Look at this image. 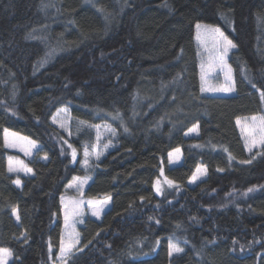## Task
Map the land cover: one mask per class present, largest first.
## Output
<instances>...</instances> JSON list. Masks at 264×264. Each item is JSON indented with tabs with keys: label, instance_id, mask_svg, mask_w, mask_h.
<instances>
[{
	"label": "trees",
	"instance_id": "16d2710c",
	"mask_svg": "<svg viewBox=\"0 0 264 264\" xmlns=\"http://www.w3.org/2000/svg\"><path fill=\"white\" fill-rule=\"evenodd\" d=\"M197 23L237 46L232 94L201 91ZM260 91L264 0H0V248L9 264H55L60 197L74 176L91 177L85 197L111 204L78 226L67 264H264V146L248 154L236 125L264 117ZM59 107L70 110V138L50 122ZM99 122L116 130V144L87 170ZM193 125L198 136L186 137ZM6 131L35 141L33 157L7 148ZM175 148L183 160L169 166ZM11 158L32 170L20 186ZM199 165L206 177L190 186ZM163 176L173 184L158 186ZM172 242L184 251L169 258Z\"/></svg>",
	"mask_w": 264,
	"mask_h": 264
},
{
	"label": "rangeland",
	"instance_id": "374dc122",
	"mask_svg": "<svg viewBox=\"0 0 264 264\" xmlns=\"http://www.w3.org/2000/svg\"><path fill=\"white\" fill-rule=\"evenodd\" d=\"M201 25H208V24H203L200 23ZM201 34V39H197V33L198 30L196 28L195 30V37L199 46V71H200V81H201V88L204 87L205 89L212 87V88H220V87H226L228 86V82L225 79V75L228 71V68L231 69L229 63H228V57L230 52L233 49H230L227 56L224 58V64L226 65L223 67V70H221V63L219 61V55L220 53L218 51H213L212 49V43L211 41H208L207 43L202 42L204 39V29L199 30ZM222 32V31H221ZM212 64L213 67L209 70V64ZM202 66L203 70L207 72V75L205 76V79H201L202 75ZM231 76L233 80V73L231 69ZM206 94L210 95H228L232 94L233 92H223V91H203ZM255 116L257 117V123L259 122V119L262 117V115H249V116H243L238 118L241 122V125L243 126H250L252 124L251 118ZM71 114L70 110L67 107H59L55 110L53 115L50 118V122L57 127L59 130L64 132V134L67 136V138H70L71 136ZM63 125V127L61 126ZM236 125H237V120H236ZM193 125L191 126L186 132L185 136L186 137H196L198 136V130L196 132H190L189 130L193 128ZM237 128L242 136V139L244 141V146L248 154H252L255 150H258L262 147L259 143H257L254 147L251 146L250 140L246 137V134L241 131V126L237 125ZM94 129V144L91 149H88L90 155L88 157V165L84 164L85 157L83 158L81 162V166L84 169L90 170L93 167L94 162L100 161L110 149H112L117 140V132L116 130L107 122H99L96 125L93 126ZM99 137V140L97 139ZM5 146L11 150L17 151L24 155L25 157L31 158L35 154V152L38 149V144L20 134H17L12 131H6L5 132ZM109 142H111L109 144ZM33 144L35 146H33ZM109 144V146L105 149L104 145ZM251 147V151H249V148ZM179 149L177 152L176 150ZM96 153H100L99 159L96 158ZM167 159H168V165L169 166H177L180 165L183 156L180 148H175L171 151L168 152L167 154ZM11 165L15 171H11L12 174L16 176L14 183L16 180H19V176L21 175H30L32 172H27L26 169H29L20 159L17 158H11L8 162V168ZM199 169V171H197ZM203 173V174H201ZM196 177L193 179V177ZM79 177L81 181L86 180L85 183L82 185L79 183V181H76L74 178ZM164 177V176H163ZM206 177V168L203 165H199L196 167L194 170L192 176L189 179V185L194 186L197 182L200 180L204 179ZM166 180H169L168 178H160L159 179V184L160 185H167L170 186ZM91 181L90 176H74L72 180L67 184L65 193L61 196L63 197V202L60 197V209H61V215H62V233H61V238H60V244H61V239L63 238L65 244L69 242H75L78 240V243L75 244V247L72 249V252L76 250L79 246V233H78V226L82 223L84 218L86 216L92 217L94 219H100L104 212L109 208L111 204V198L110 197H104V198H87L84 196V192L86 187ZM16 184V183H15ZM69 184H73V187H68ZM17 185V184H16ZM21 185L20 184L17 186ZM157 188V185L155 186ZM160 188V187H159ZM161 191V188H160ZM107 200V204L101 205L99 202ZM73 201H83L82 204L79 206V215L72 216L70 215L69 218V225L66 227L65 225V220H64V215L65 211L69 210L72 206ZM89 202H92L93 204L98 205L99 207L102 208L100 211L99 216H94L93 215V207L90 206ZM65 206H68L67 209ZM71 235V240L69 238ZM78 234V235H77ZM174 244L177 247H180L179 245L175 243H170ZM169 244V245H170ZM181 248V247H180ZM60 249V247H59ZM71 252V253H72ZM69 253L67 256L63 258V261L60 259H57V257L60 255V252L58 251L57 256L55 258V264H67V258L71 254ZM176 255V253H173L171 256L169 255V258L172 256ZM11 260V256L7 258L6 264H9Z\"/></svg>",
	"mask_w": 264,
	"mask_h": 264
},
{
	"label": "snow or ice",
	"instance_id": "6c2138e0",
	"mask_svg": "<svg viewBox=\"0 0 264 264\" xmlns=\"http://www.w3.org/2000/svg\"><path fill=\"white\" fill-rule=\"evenodd\" d=\"M223 15V14H222ZM196 28L198 30L197 33V39L200 40L201 39V34L199 32L200 29H204V39L202 42L207 43L208 41H211L212 43V49L213 51H218L220 53L219 55V61L222 65L221 70H223V67H225L226 65L224 64V58L227 56L228 52L230 49H234L236 48V44H234L230 39H228L227 36L224 35L223 32H221L220 28L213 26V25H201L200 23L196 24ZM51 55V53L49 54ZM213 67V65L210 63L209 64V70ZM207 75V72H205L203 70V66H202V75H201V79L204 80L205 76ZM225 79L228 82V86L226 87H220V88H212L209 87L207 89H205L204 87L201 88V91H223V92H234L235 86H234V81L232 80V76H231V69L228 68V71L225 75ZM252 87H256L255 84H252ZM260 95L262 100H264V91H260ZM15 114V113H13ZM252 120V124L250 126H243L241 125V122L239 119H237V125L241 126V131L243 133L246 134V137L250 140L251 142V146L254 147L257 143H259L260 145L264 146V117H261L259 119V122L257 123V117L253 116L251 118ZM63 127V125H61ZM128 129L125 128V131H127ZM198 130V125L194 126L193 128H191L189 131L190 132H196ZM99 140V137L97 138ZM111 142H109L110 144ZM109 144H105L104 148L106 149ZM33 146H35L33 144ZM69 147H71V145H69ZM177 152L179 151V149L176 150ZM249 151H251V147L249 148ZM76 152L75 149H73V158H75ZM90 153L88 151L87 148H85L84 150V164L88 165V157H89ZM100 153H96V158L99 159ZM255 157H253L254 159ZM45 159H47V157H45ZM242 163H251V160H246V161H242ZM16 169H14L13 167H11V165L9 166V171H15ZM27 172H31V169H26ZM199 171V169L197 170ZM203 174V173H201ZM196 177L194 176L193 179H195ZM76 181H79V183L82 185L83 183L86 182V180L81 181L79 177L74 178ZM166 182L169 185L173 184V181L171 180H166ZM15 183L17 185L20 184L19 180H16ZM157 184H159V182H157ZM73 184H69L68 187H73ZM156 191L159 193L160 192V188L157 186ZM249 192L253 191L252 188L248 189ZM63 197H61V200L63 202ZM83 201H73L72 202V206L69 210L65 211V215H64V220H65V225L66 227L69 225V218L70 215L72 216H76L79 215V206L80 204H82ZM101 205L103 204H107L108 201H102L99 202ZM90 206L93 207V215L94 216H99L100 211L102 210L101 207H99L96 204H93L92 202H89ZM66 209L68 206H65ZM13 215H16L17 220H19V216L17 214V212L14 210L13 211ZM71 233H70V240H71ZM78 235V234H77ZM26 242V240H25ZM78 243V240L75 242H69L67 244H65L63 238L61 239V244H60V255L57 257V259H60L63 261V258L65 256H67L69 253L72 252V249L75 247V244ZM235 243V241H234ZM86 247V246H85ZM83 249H78V251H82ZM184 251L183 248L177 247L174 244H170L169 245V255L171 256L173 253L179 254L182 253ZM12 255L11 251L7 248H0V264H6L7 258L10 257Z\"/></svg>",
	"mask_w": 264,
	"mask_h": 264
}]
</instances>
